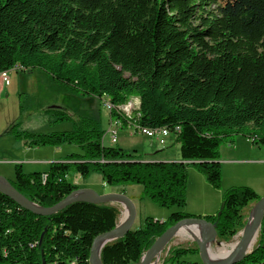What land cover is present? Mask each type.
Instances as JSON below:
<instances>
[{
    "label": "trees",
    "instance_id": "1",
    "mask_svg": "<svg viewBox=\"0 0 264 264\" xmlns=\"http://www.w3.org/2000/svg\"><path fill=\"white\" fill-rule=\"evenodd\" d=\"M15 65L48 73L60 93L107 96L111 119L122 125L180 128L182 161H164L106 144L98 120L61 106L46 111L72 119L70 131L14 126L27 146L80 149L45 172L25 173L16 165L11 184L41 206L79 188L72 173H99L110 186L141 185V200L183 208L189 162L219 187L226 137L243 134L264 143V0H0V73ZM132 97L139 103L127 115L120 106ZM260 198L252 187L232 186L216 214L145 217L102 248V262H140L158 236L191 216L209 220L217 238L229 241L247 224L244 210ZM119 215L114 203L89 202L38 215L0 192V264H90L94 238L113 229ZM192 253H199L197 244L172 246L163 264H181ZM235 264H264V218L255 246Z\"/></svg>",
    "mask_w": 264,
    "mask_h": 264
},
{
    "label": "rangeland",
    "instance_id": "2",
    "mask_svg": "<svg viewBox=\"0 0 264 264\" xmlns=\"http://www.w3.org/2000/svg\"><path fill=\"white\" fill-rule=\"evenodd\" d=\"M11 74L9 82L5 83L0 79V175L9 181L16 179L17 164H21L25 173L45 172L49 169L51 162L60 161L59 157L64 159L69 154L80 150L76 144L71 143H62L59 146L26 145L22 148L23 140L16 138L14 126L19 131L40 133L72 130L74 127L72 119H56V113L46 111L48 108L58 106L65 107L68 113L89 115L98 120L99 128L105 131L106 144H112L108 133L110 124H112L117 131V145L129 151L136 150L143 158L160 154L182 161L180 144L176 141V136L169 137L166 144H160L155 138L135 133L131 126L117 123L115 119H111L110 111L105 107L104 101L109 99L107 96L92 97L83 93H60L55 86V79L39 69L15 70ZM138 102V98L132 97L123 106H128L129 110H133L138 106ZM249 139L250 137L246 135L236 134L222 141L218 158L221 168L219 187L210 184L193 163H188L186 205L183 208L162 207L148 197L141 200L139 198L143 190L141 185L110 186L103 182L99 173L90 174L87 178L72 173L70 179L79 187H88L99 193L111 191L126 193L137 207L134 227H137L145 217L164 221L172 212L179 210L192 215H213L220 209L225 191L232 186H249L260 196L264 195V143H253ZM113 203L120 210L118 218V223H120L125 206L118 202ZM251 207L253 206L244 210L247 221L251 214ZM197 230L189 231L188 235L179 233L174 236L163 250L162 257L157 264H163L172 246H195L197 244L195 239L199 237L192 238L191 234H195ZM242 230L229 241H222L218 238L213 241L210 245L211 254L214 255L220 247L234 241ZM181 264L204 263L199 253H192L184 256Z\"/></svg>",
    "mask_w": 264,
    "mask_h": 264
},
{
    "label": "water",
    "instance_id": "3",
    "mask_svg": "<svg viewBox=\"0 0 264 264\" xmlns=\"http://www.w3.org/2000/svg\"><path fill=\"white\" fill-rule=\"evenodd\" d=\"M0 192L9 196L23 208L38 214L52 215L69 204L76 202H89L95 204L118 202L123 204L127 210V217L123 222L120 221L113 229L98 234L92 243L90 250V264H103L101 259L102 248L123 236H125L135 225L137 218V207L135 202L124 192H107L99 193L88 187H79L64 197L59 202L51 206H41L38 203L30 200L19 190H17L11 182L0 175ZM264 218V195L256 202L255 212L249 222L244 227L245 232L241 242L236 250L223 259H216L210 252V245L217 239V230L215 225L209 220L191 216L177 221L175 224L168 227L160 236L156 238L154 243L145 252L141 261L136 264H153L159 253L164 250L170 240L176 236L183 228L198 229L200 227V235L195 239L199 249V255L204 264H235L244 259L251 251L248 250L254 236L260 230L262 220ZM100 247V251L97 250Z\"/></svg>",
    "mask_w": 264,
    "mask_h": 264
},
{
    "label": "built area",
    "instance_id": "4",
    "mask_svg": "<svg viewBox=\"0 0 264 264\" xmlns=\"http://www.w3.org/2000/svg\"><path fill=\"white\" fill-rule=\"evenodd\" d=\"M21 69H22V67L20 65H15L13 68H11L9 70L2 71V73H0V79L3 81H6V82L10 81L11 77H12L11 72L15 71V70H21ZM104 104H105V107L109 111L113 107L112 103L110 102V99L105 100ZM120 110L127 115H130L133 112V110L128 109V106H123V105L120 106ZM116 122L120 123L119 121H116ZM129 126H131L133 128L135 133H140V134L146 135L150 138H155L159 141L160 144H166L167 139L170 136H176V133L179 132V130H180L179 127H176L175 131L173 132L167 127L149 128V127H144V126H140V125H129ZM108 133L110 135V141L112 143H117V141H118L117 131L113 128L112 124H110V127L108 129Z\"/></svg>",
    "mask_w": 264,
    "mask_h": 264
},
{
    "label": "bare ground",
    "instance_id": "5",
    "mask_svg": "<svg viewBox=\"0 0 264 264\" xmlns=\"http://www.w3.org/2000/svg\"><path fill=\"white\" fill-rule=\"evenodd\" d=\"M2 73V72H1ZM254 212H255V204H254V207L252 208V210H251V214H250V217H249V219H248V221H247V223L249 224V222H250V220H251V218H252V216H253V214H254ZM127 217V210H126V208H125V210L123 211V213H122V216H121V222H123L124 220H125V218ZM193 231V228H183L179 233H183V234H189V231ZM196 230V229H195ZM198 230H200V227L198 228ZM244 232H245V229H243L238 235H237V237H236V239L234 240V241H232L231 243H229L228 245H223V247H218L219 248V250H218V252L217 251H215L216 253L214 254V257L216 258V259H223V258H225V257H227L228 255H230L234 250H236L237 248H238V246H239V244H240V242H241V239H242V236H243V234H244ZM178 233V234H179ZM195 234H191L192 235V238H196V237H199V233H200V231H195L194 232ZM258 234H259V232H257L256 233V235L254 236V238H253V240H252V242H251V244H250V246H249V248H248V250H252V248L255 246V244H256V242H257V239H258ZM217 249V248H216ZM97 250L98 251H100V247H97ZM162 253H163V250L159 253V255H158V257H157V259L154 261V263L153 264H157L159 261H160V259H161V257H162Z\"/></svg>",
    "mask_w": 264,
    "mask_h": 264
},
{
    "label": "crops",
    "instance_id": "6",
    "mask_svg": "<svg viewBox=\"0 0 264 264\" xmlns=\"http://www.w3.org/2000/svg\"><path fill=\"white\" fill-rule=\"evenodd\" d=\"M2 82H4L3 80H1ZM11 81V80H10ZM7 82H9V81H7ZM5 83H6V81H5ZM139 103V102H138ZM170 137H172V136H170ZM118 142V141H117ZM24 147H26V145H24V142H23V144H22V148H24ZM63 158L62 157H59V159L58 160H62ZM145 159H152V160H164V161H171V160H173L174 158H172V157H169V156H166V155H160V154H155V155H152L151 157H147V158H145Z\"/></svg>",
    "mask_w": 264,
    "mask_h": 264
}]
</instances>
